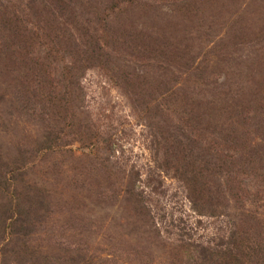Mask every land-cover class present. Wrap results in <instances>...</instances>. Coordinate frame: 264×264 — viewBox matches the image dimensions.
Wrapping results in <instances>:
<instances>
[{
    "label": "rangeland",
    "instance_id": "1",
    "mask_svg": "<svg viewBox=\"0 0 264 264\" xmlns=\"http://www.w3.org/2000/svg\"><path fill=\"white\" fill-rule=\"evenodd\" d=\"M0 264H264V0H0Z\"/></svg>",
    "mask_w": 264,
    "mask_h": 264
}]
</instances>
